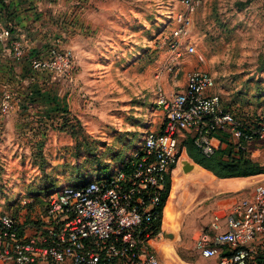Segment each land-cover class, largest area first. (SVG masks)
Wrapping results in <instances>:
<instances>
[{
  "label": "rangeland",
  "instance_id": "rangeland-1",
  "mask_svg": "<svg viewBox=\"0 0 264 264\" xmlns=\"http://www.w3.org/2000/svg\"><path fill=\"white\" fill-rule=\"evenodd\" d=\"M52 1L61 28L41 30L40 47L24 32L25 48L42 55L51 47L70 50L71 69L32 71L28 77L35 79L8 87L15 101L7 114L0 113V210L30 221L54 184L58 189L124 167V158L136 155L154 129L145 130L162 118L157 84L182 89L192 70L212 72L224 100L242 118L264 114V0H202L188 34L178 38L181 0ZM176 41L182 47L193 43L196 50L177 56L171 46ZM32 86L49 91L54 101L28 99ZM188 137L180 135L181 150ZM248 146L263 164L264 144ZM184 167L173 173L170 187L178 218L173 227L163 224V237L154 242L162 244L158 252L165 264H215L199 254L196 237L219 204L251 194L264 175L229 182L209 170L215 178L207 183ZM236 182L239 187L231 186Z\"/></svg>",
  "mask_w": 264,
  "mask_h": 264
},
{
  "label": "built area",
  "instance_id": "built-area-1",
  "mask_svg": "<svg viewBox=\"0 0 264 264\" xmlns=\"http://www.w3.org/2000/svg\"><path fill=\"white\" fill-rule=\"evenodd\" d=\"M181 1L185 11L177 15L176 38L188 34L192 15L202 3ZM25 46L15 24L0 21V49L7 47L31 73L70 72L72 51L51 47L42 55ZM171 46L178 49L177 56L196 50L193 43L182 47L176 41ZM156 95L164 121L160 130L148 131L144 153L134 162L55 188L37 218L36 235H28L12 213L0 212V264H165L154 240L163 237L162 196L180 161V135L192 137L207 156L223 138L236 142L237 150L248 148L256 140L264 144V114L249 120L237 117L226 106L215 76L203 69L189 72L185 86L171 94L157 84ZM14 101L12 91H3L0 113L7 114ZM195 247L216 264H264V181L257 182L251 194L215 211Z\"/></svg>",
  "mask_w": 264,
  "mask_h": 264
},
{
  "label": "crops",
  "instance_id": "crops-1",
  "mask_svg": "<svg viewBox=\"0 0 264 264\" xmlns=\"http://www.w3.org/2000/svg\"><path fill=\"white\" fill-rule=\"evenodd\" d=\"M57 7H59V6L55 2H53L52 0H0V21L6 22L8 20H11V22L15 24L17 29H19L21 31L23 36H24V32L26 33L25 36L28 37L29 42L33 43L34 45H38L40 47L41 41H43L42 38L40 37L41 30L45 31L46 29H52V27H58L60 29L62 26L61 21H59V19H57L58 16L56 13L59 11V10H57ZM24 39H25V37H24ZM8 51L9 50L7 47L0 49V96L2 95L3 91L10 90L11 85L14 84V82L18 83V79H22V78L23 79H28V78L35 79L33 76L28 77V74H30V72H28V71L25 72L24 68H28L25 61L20 62V61L14 60ZM18 69H19V72H17ZM215 78H216V76H215ZM216 80H217V78H216ZM186 81L187 80H185L184 84L181 85V88H183L185 86ZM8 87H10V88H8ZM34 87L33 86L31 87L30 93L28 94V96H29L28 99H30L31 96L33 95V90H34L33 88ZM164 88L168 94H171L174 91L178 90V89H175V87H173V85H168L167 87H164ZM217 89L220 91L223 99H225L224 94L219 87L218 80H217ZM156 98H157V95L155 92V105H156V108L158 109L160 107L158 106V104L156 102ZM224 102H225L226 106L236 114L237 117L242 118L241 116H239L237 114L236 106L227 104L226 100H224ZM160 114H161L162 118L156 124V126L152 128V125H151L145 131L151 130V129H154V130H160L161 129L163 121H164V114L161 111H160ZM247 116H248V118L245 117L243 119H248V120L249 119H255L258 115L253 118L251 116V113H247ZM145 131L143 132L142 137H143ZM228 141H232V140L223 138V144H221V145H226ZM137 147H138L137 150H143L144 151V144H141ZM247 147L249 148V146H247ZM235 150L237 151L236 148H235ZM184 153L189 157V155L187 154L185 145H184V148L181 152L182 159L184 157L183 156ZM136 159L137 158L135 157L134 152H133L132 156H129L128 158H124V160H126L125 166L128 164H131ZM180 163L176 166L175 171L177 169H183V166L186 165V164H183V160H181ZM100 174H102V173H99L98 175H100ZM263 175H264V173H258V174L249 175V176L227 177V178L232 179V180L229 179V182H233V181L242 182L245 179H246L245 181L252 182L253 179H258V180L263 179ZM93 177H95V175L91 176L90 179ZM252 177H257V178H252ZM231 186L239 187L240 183L236 182L235 185L232 184ZM168 198H169V196H168ZM234 200L235 199H233L232 201H234ZM232 201H230V203ZM166 203H167V201H166ZM221 209H222V205L219 204V207L215 211H218ZM215 211H213V213ZM0 212H7V211L0 210ZM211 217H212V215H211ZM17 218H18L19 222L21 223V225L24 226V231L28 235H36L40 232L38 221H37V216L35 213L31 216L30 221L24 220V218L19 217V216H17ZM163 224H164V222H163ZM157 246H158V243H157ZM158 247H160V246H158ZM213 260L215 261V264H216V260L215 259H213Z\"/></svg>",
  "mask_w": 264,
  "mask_h": 264
},
{
  "label": "trees",
  "instance_id": "trees-1",
  "mask_svg": "<svg viewBox=\"0 0 264 264\" xmlns=\"http://www.w3.org/2000/svg\"><path fill=\"white\" fill-rule=\"evenodd\" d=\"M25 72L30 70L28 68H24ZM27 72V73H28ZM37 87V86H36ZM34 87L33 95L31 96L32 100L39 101L41 97H47L48 99L54 101V98L50 95L49 91L41 90L38 87ZM49 100V101H50ZM47 101V100H46ZM238 143V142H237ZM185 147L187 154L189 157L201 165L202 167L212 171L219 178H227V177H241V176H249L258 173H264V165L254 160L248 148H240L237 150V153L234 154L236 148V142L228 141L226 145H220L214 153L207 156L202 150L195 144L194 139L192 137H188V140L185 142ZM92 152V151H91ZM136 158L140 157L144 151L138 150ZM80 182H76L74 184H78ZM56 184H54L49 191L47 198L43 200V206L39 208L35 214L37 218L40 216L42 212L45 211L48 203L49 194L55 189ZM171 187V179H169L166 190L163 193L162 200L165 203L170 193ZM11 213V212H9ZM15 217L17 215L12 213ZM161 220H157L158 227L160 225Z\"/></svg>",
  "mask_w": 264,
  "mask_h": 264
},
{
  "label": "bare ground",
  "instance_id": "bare-ground-1",
  "mask_svg": "<svg viewBox=\"0 0 264 264\" xmlns=\"http://www.w3.org/2000/svg\"><path fill=\"white\" fill-rule=\"evenodd\" d=\"M183 156H184L183 159H182V156L180 157L179 163L181 162V160H183V164H190V166H191L189 171H187L188 172L187 174L197 172L198 175H204V177H201V176L200 177L204 178V180L206 179L207 183L213 182L215 177L213 175H209V174H212V172H210L208 169L200 166L199 164L193 162L192 160L188 159V157L186 156L185 153L183 154ZM204 171H205V173H204ZM206 172L207 173L209 172V174H206ZM176 196L177 195L175 194V190L173 189L168 200H167L166 206H165L166 207L165 208V215H164V227L165 228L170 227V226L173 227L175 225L177 218H178Z\"/></svg>",
  "mask_w": 264,
  "mask_h": 264
},
{
  "label": "water",
  "instance_id": "water-1",
  "mask_svg": "<svg viewBox=\"0 0 264 264\" xmlns=\"http://www.w3.org/2000/svg\"><path fill=\"white\" fill-rule=\"evenodd\" d=\"M190 167H191L190 164H186L184 168L188 170L190 169Z\"/></svg>",
  "mask_w": 264,
  "mask_h": 264
}]
</instances>
